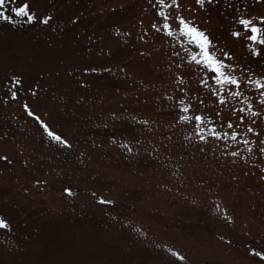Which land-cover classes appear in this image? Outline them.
<instances>
[{"label":"rangeland","instance_id":"374dc122","mask_svg":"<svg viewBox=\"0 0 264 264\" xmlns=\"http://www.w3.org/2000/svg\"><path fill=\"white\" fill-rule=\"evenodd\" d=\"M0 264H264V0H0Z\"/></svg>","mask_w":264,"mask_h":264}]
</instances>
